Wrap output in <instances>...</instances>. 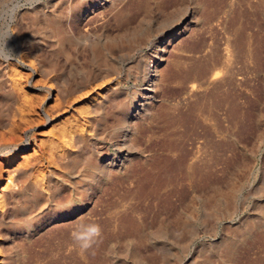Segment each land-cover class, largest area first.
I'll use <instances>...</instances> for the list:
<instances>
[{
    "label": "rangeland",
    "instance_id": "obj_1",
    "mask_svg": "<svg viewBox=\"0 0 264 264\" xmlns=\"http://www.w3.org/2000/svg\"><path fill=\"white\" fill-rule=\"evenodd\" d=\"M69 13L78 20L75 67L103 73L61 98L36 58L68 79L64 45L47 40L46 28ZM159 46L166 60L148 92L145 60ZM6 77L22 97V129L1 128L0 138L21 136L29 147L0 155V264H264V0H0ZM35 83L53 85L52 94ZM106 96L104 111L95 107ZM132 102L137 117L124 125ZM80 134L118 167L98 179L86 144L75 170L57 163ZM29 163L32 185L17 194L14 171ZM83 174L95 178L88 192L76 190ZM63 178L72 190L55 186ZM34 192L44 198L27 205Z\"/></svg>",
    "mask_w": 264,
    "mask_h": 264
},
{
    "label": "bare ground",
    "instance_id": "obj_2",
    "mask_svg": "<svg viewBox=\"0 0 264 264\" xmlns=\"http://www.w3.org/2000/svg\"><path fill=\"white\" fill-rule=\"evenodd\" d=\"M100 1L101 5L104 4V3H107L109 0H98V2ZM116 1V0H115ZM112 2V1H111ZM77 5V4H76ZM102 7V6H101ZM74 12V11H73ZM93 12V11H91ZM99 12V11H98ZM81 14H82V18H84V22L86 23L88 21V19H90V16H87V14L85 13V11H81ZM96 14V13H95ZM98 14V13H97ZM96 14V15H97ZM95 17V16H94ZM98 18L100 16H97ZM49 18V17H48ZM66 18V17H65ZM49 22V21H48ZM51 22V20H50ZM52 23V22H51ZM78 23V20H76L75 16L72 14V13H69V15L67 16V18L65 19V21L62 23L60 21V23L58 21H56L52 26V28H48L49 27V24L46 28V39L49 40V41H56L55 43H57L58 47H59V41H62V44L64 45V56H65V59H66V62L69 63L68 67H67V77L68 79L62 83H60V77L58 75V65L57 63L55 62H52L48 60V62H46L45 58L42 56H39L36 58V62H37V65L39 66V73H41V75L43 77H47L49 78V81L47 82V84H49L50 82H54V85L56 87V89H61L60 91V94L59 96L62 98V96H72L74 95L75 93H77L78 91L82 90L83 88L87 87V86H90L91 84H93L95 81L98 80V78H100L102 76V73L101 71H98L97 72H94V71H91V70H88V71H85L84 69H77V67H75V64H74V60L75 58H73L72 56V53H71V50L74 49L75 45H78V39H76L75 35L73 34V29L75 27V25ZM121 24V23H120ZM86 25V24H85ZM123 25V23H122ZM80 27V26H79ZM128 28V27H127ZM81 28H79L78 30H80ZM92 31V30H91ZM81 32V31H80ZM125 33V32H124ZM114 37V36H113ZM81 38V37H80ZM127 38V37H126ZM82 39V38H81ZM114 39V38H113ZM134 39V38H133ZM45 40V39H44ZM88 41V40H87ZM113 41V40H112ZM171 41V40H170ZM122 42V41H121ZM124 42V40H123ZM47 45V43H45ZM51 44V43H49ZM54 44V43H53ZM119 44V43H118ZM124 44V43H123ZM54 47V45H52ZM56 46V44H55ZM117 46V44L115 42H112V43H109V44H105L103 47L110 53L113 51V49H115V47ZM119 46V45H118ZM99 45H92V48H91V51L90 53L92 52V56L93 58L95 59L94 61L96 62H100L101 61V58H100V51L101 49L98 48ZM165 47V46H164ZM166 48V47H165ZM161 46H159V51L156 52V56L154 58V61L151 60L150 62L148 60H145V75H148L150 74L149 76V88H148V92H152L151 91V88L152 86H154V78L155 76H157L158 72H159V68L160 66L162 65V63L166 60L165 59V49H162ZM76 50V49H75ZM117 50V49H115ZM60 51V49L58 50ZM62 51V50H61ZM57 52V51H56ZM63 52V51H62ZM87 52V51H86ZM102 52V51H101ZM154 52V51H153ZM49 54V53H48ZM87 54V53H86ZM112 55V54H110ZM113 57V56H112ZM54 58V57H53ZM84 58V56H83ZM104 58V57H102ZM107 58V57H105ZM167 58V57H166ZM47 59V58H46ZM93 62V60H90V62ZM105 61V60H104ZM76 62V61H75ZM87 62V61H85ZM89 62V61H88ZM102 63V62H101ZM99 63V64H101ZM104 63V62H103ZM149 63V65H148ZM94 64V63H93ZM98 64V65H99ZM96 65V64H94ZM93 65V66H94ZM97 67V65H96ZM101 67V66H100ZM102 68V67H101ZM99 69V68H98ZM100 70V69H99ZM135 70V69H134ZM36 71V70H35ZM61 71V70H60ZM115 71V70H114ZM138 72V71H137ZM80 75L79 78L77 76V74ZM109 74V73H108ZM162 74V73H161ZM113 75V74H112ZM62 76V75H61ZM107 77V76H106ZM160 77V75H159ZM44 78V79H45ZM105 78V77H104ZM148 80V79H147ZM145 81V80H144ZM31 88L33 89H39L41 90L43 93H41V96L42 94H46L45 97H48L52 94V91H53V85H50L49 87H41L39 85V83H35V84H31L30 85ZM62 87V88H61ZM156 87V85H155ZM154 87V88H155ZM193 87V86H192ZM153 88V89H154ZM0 92L3 94V98L0 99V129L1 128H5L9 125H12L11 129L9 130V132L12 134L14 133V135H16V131H19L21 128L20 125L16 124L17 123V110H18V107L17 105L20 104V102L22 101V97L17 89V86L15 84H13L9 78H1L0 79ZM108 92V91H107ZM112 92V91H111ZM194 92V91H193ZM111 95V94H110ZM108 96V95H107ZM107 96H106V99L103 100L102 102L100 101L99 102H96L95 103V107L98 106L100 108V110L104 111V108H105V105L107 103ZM140 97V96H139ZM146 97V96H145ZM65 97H63L64 99ZM111 98V97H110ZM147 98V97H146ZM32 100V103L33 104H36V106H39L41 104V99H40V95H38L37 97H32L31 98ZM26 101V100H25ZM23 101V102H25ZM110 102V101H109ZM146 102V101H145ZM62 103V102H61ZM63 104V103H62ZM118 105V104H117ZM134 103L132 102L131 105L127 108H124L123 109V123L124 125H130V124H133V121H135L137 115L135 114V111H134ZM145 107V106H144ZM119 110V109H118ZM120 111V110H119ZM122 111V110H121ZM146 111V110H145ZM106 112V111H105ZM98 113V111H97ZM96 113V114H97ZM91 116V115H90ZM95 117V116H94ZM23 118V117H22ZM92 127L91 129L89 130L90 133H94L97 131L95 125L93 123V119L92 117H89L88 118ZM108 119V118H107ZM98 120V119H97ZM95 121V120H94ZM28 121H26L27 123ZM30 123V122H29ZM27 123V127H28V124ZM45 123V120L41 117L40 119V123L38 124L39 126L43 125ZM106 125V124H105ZM26 127V128H27ZM30 127V126H29ZM26 131V130H25ZM88 132V131H87ZM135 132V131H134ZM77 133V132H76ZM83 133V132H82ZM97 133V132H96ZM96 135V134H95ZM134 135V134H133ZM135 136V135H134ZM3 137V136H2ZM0 138V155H8L10 154L11 152L13 151H18V150H22L26 147H29L28 145H25L24 144V137H21V136H15L12 140H6L4 137L3 138ZM36 135H33L32 136V139L35 138ZM29 138V137H28ZM96 138V137H95ZM101 138V137H100ZM72 139V138H71ZM129 142V141H128ZM69 143H73V146L75 147H72L71 145V148L67 149V151L65 152V149H64V154L60 153L61 155H58L56 156V161L57 163H60L62 164L64 167H66V169L68 171H70L71 169L74 168L75 170V167L77 165H74L76 162H75V159H79L77 158L78 156L77 153H80L79 151L83 148H81V144H86L87 146L90 147V151H92V155H94L96 157V163L94 162L93 164V173L96 175V177L98 179H100L101 177L107 175L111 169H114L116 166H117V161L116 159H112L110 163L108 164H105L102 162V153H101V146L98 142H96V139H94V136H91V135H79L75 138V141L72 139V142L70 140ZM68 144V143H67ZM126 144V143H125ZM131 144V143H130ZM135 144H133L134 146ZM83 146V145H82ZM130 146V145H129ZM63 147V146H62ZM69 147V146H67ZM85 147V146H84ZM136 147V145L134 146ZM134 147H130V148H134ZM73 148L77 149V152L73 151ZM27 149V148H26ZM56 149V148H55ZM84 150V149H83ZM82 150V151H83ZM121 150V149H120ZM89 151V152H90ZM84 153V152H83ZM82 154V153H81ZM88 154V153H87ZM55 155V154H53ZM85 155V154H84ZM52 156V155H51ZM2 157V156H1ZM76 157V158H75ZM131 158V157H130ZM42 159V158H41ZM95 159V158H94ZM76 160V161H77ZM55 161V160H54ZM40 162V161H39ZM49 162V161H48ZM51 162V161H50ZM82 162V161H81ZM54 163V162H53ZM91 164V163H90ZM59 165V164H58ZM79 165V163H78ZM83 165V164H82ZM51 166V165H50ZM75 166V167H74ZM118 167V166H117ZM62 168V167H61ZM49 169V168H48ZM65 169V170H66ZM81 169V168H80ZM79 169V171H80ZM51 171V174H47L48 175V178L52 181V176L54 175V171L53 170H49ZM78 171V172H79ZM126 171V170H125ZM114 172V171H113ZM77 173V172H76ZM83 173V172H82ZM81 173V174H82ZM116 173V172H114ZM93 174V175H94ZM98 174V176H97ZM118 174V173H117ZM84 175V174H83ZM32 177H33V165L32 164H27L25 165V167H18L15 171H14V179H15V188H14V192L18 191L17 194L19 192H28L29 191V185L32 183L31 180H32ZM95 178H93L91 176V174L88 176V175H84L82 176V179L81 181H79V187L77 186H73L74 189H77L78 191H87L88 190H91L90 189V183L94 180ZM63 183H59L58 181L55 182L56 185L55 186H61V187H65L67 188L68 190H72V186L69 181V179H65L63 178L62 179ZM73 182V181H72ZM34 184V183H33ZM32 185V184H31ZM53 185V184H52ZM75 185V184H74ZM35 186L37 187V185L35 184ZM100 187V186H99ZM34 188V187H33ZM39 190V188H37ZM56 189V188H55ZM31 190V189H30ZM53 190V189H52ZM60 190V189H59ZM57 190V191H59ZM35 191V190H34ZM41 191V190H40ZM39 191V192H40ZM55 191V190H54ZM61 191V190H60ZM38 193V192H37ZM34 192V195H32L31 199L28 200V204L27 205H30L32 203H37L38 201L42 200L43 198L41 196H39L41 193H39V195ZM55 193V192H54ZM16 194V193H15ZM28 195H30L29 193H26ZM25 194V195H26ZM53 194V193H52ZM75 194V193H74ZM13 195V194H12ZM85 195V194H84ZM14 196V195H13ZM18 196V195H17ZM52 196V195H51ZM47 197V196H46ZM54 197V196H53ZM62 197V196H61ZM84 197V196H83ZM74 198V197H73ZM48 199V198H47ZM54 199V198H53ZM27 201V200H26ZM25 201V202H26ZM53 201V200H52ZM57 202V201H56ZM55 202V203H56ZM27 203V202H26ZM47 203V202H46ZM54 203V204H55ZM94 204V203H93ZM21 206V205H20ZM24 206V205H23ZM46 206V205H45ZM58 208V207H57ZM54 209V208H53ZM2 210V209H1ZM20 210V209H19ZM51 210V209H49ZM55 211V210H54ZM61 211V210H60ZM5 213V212H4ZM5 221L6 220H1L0 221V226H3L5 224ZM17 224V223H16ZM21 226V225H20ZM6 227V226H5ZM9 233V232H8ZM7 236V235H6ZM10 262V261H9Z\"/></svg>",
    "mask_w": 264,
    "mask_h": 264
}]
</instances>
